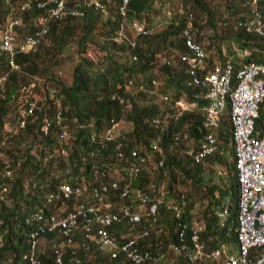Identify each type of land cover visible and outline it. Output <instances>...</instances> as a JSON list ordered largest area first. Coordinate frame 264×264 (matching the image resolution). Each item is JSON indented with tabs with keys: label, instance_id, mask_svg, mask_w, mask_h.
<instances>
[{
	"label": "trees",
	"instance_id": "16d2710c",
	"mask_svg": "<svg viewBox=\"0 0 264 264\" xmlns=\"http://www.w3.org/2000/svg\"><path fill=\"white\" fill-rule=\"evenodd\" d=\"M155 1L128 0L124 17L118 12L121 0L107 3L106 14L87 8L84 0H65L67 7L84 10L85 14L50 19L48 30L39 42L28 51L14 55V63L19 65V69H12L7 55L0 50V75L7 74L0 83V170L8 165L12 174L11 178L1 181L7 189L0 196V264H26L21 258L29 243L30 226L25 220L45 207L44 195L58 184L81 186L90 178L93 167L100 164L108 170L109 180H118V187L109 189L106 199L112 200L114 208L131 203L132 210L136 211L133 206L139 209L138 202L120 197L118 188L127 181L121 172L117 175L116 169L121 170L125 164L135 159L140 161V158L145 161L139 162L142 169L133 185L150 192L152 198L153 189L160 184H164L167 195L176 197L183 193L186 206L182 218L186 221H191L189 210L194 204L192 198L206 201L202 233L205 246L212 249L221 243H230L232 247L228 249H236L234 218L238 185L230 121L229 117L223 118L218 131L219 148L222 150L225 145L231 157L226 187L224 181H217L219 178L214 180L212 175L217 159L225 161L220 154L214 153L199 163L191 156L198 151L205 133L202 108L206 100L199 96L201 88L187 85V66L180 60V55L187 52L182 29L188 20L192 21V38L207 51L208 68L215 63L229 62L238 67L251 61H262L264 38L238 25L239 21L253 16L251 0H180L182 10L173 9L168 18L158 23L154 17ZM256 8L264 22V0H257ZM7 11L8 5L0 0V28ZM43 13L42 9L34 7L20 13L21 22L15 28L18 36L29 35L34 30L35 17ZM129 23L141 24L150 29L151 34L134 36L132 44L127 35L119 34L121 27ZM226 39L237 44L240 56L226 58L221 49L211 55L209 51H212L216 40ZM91 44L97 47L95 63H91L86 56ZM74 45L80 60L74 66L71 84L66 85L50 69L60 65L64 60V51ZM120 55H125L126 60L120 61L117 57ZM153 67H156L155 73L145 76ZM138 74L143 75L142 79L137 77ZM38 76H42L43 80L31 82ZM30 87L33 94L19 106L21 111L17 115L8 113L18 92ZM51 88L54 89L53 94L50 93ZM160 94L161 103L156 98ZM56 100L59 101L62 121L60 125L53 124L45 135L43 125L54 116ZM28 101H34L36 109L25 117V126L19 128L17 122L22 118ZM177 101L194 104L198 110H183L176 105ZM111 119L118 124H130V131L113 141L90 143L88 136L91 131L98 133L108 126ZM7 126H12V131H8ZM255 127L264 132V99L258 108ZM64 131L67 133L65 136L62 135ZM42 141L47 149L41 148ZM118 142L120 147H117ZM32 149L34 152L29 153ZM119 151L123 153L122 157ZM46 152L52 154L51 159L47 158L49 153L44 157ZM7 156L12 159L8 160ZM153 159L155 171L149 166ZM24 169L32 173L25 187ZM82 196L92 201L89 192ZM80 200L82 198L70 197L63 203L46 207L44 211L59 210L61 215ZM225 202L227 205H224ZM223 206L229 208V235L225 227L218 225L213 214L215 208ZM147 207L148 204H143L141 211L144 212ZM158 213L157 223L162 225L159 236L152 232L137 243L151 253V259L143 264H151L152 259H162L170 244L178 242L174 216L165 206H160ZM143 226V220L136 223L123 221L111 225L109 229L116 236L135 235ZM38 239L36 254L41 264H55L52 243L58 245L64 264H68L69 249L58 229L41 234ZM82 240L77 244L80 257L77 264H120L118 258L103 253L91 241L87 248H83ZM223 258L216 260L220 262L218 264H224ZM203 260L202 264L206 260L216 262L207 257ZM174 264L190 263L184 255H179Z\"/></svg>",
	"mask_w": 264,
	"mask_h": 264
},
{
	"label": "built area",
	"instance_id": "2783aa9c",
	"mask_svg": "<svg viewBox=\"0 0 264 264\" xmlns=\"http://www.w3.org/2000/svg\"><path fill=\"white\" fill-rule=\"evenodd\" d=\"M9 2V0H3ZM111 0H84L87 8L91 7L102 14H106L107 3ZM128 0H121L118 5V12L125 17ZM253 6V16L244 21H239L238 25L247 31H255L264 38V22L258 12L257 0H251ZM32 7L42 9L43 14L34 19V30L22 38L18 46L23 51H28L36 45L40 38L48 30L50 19H61L65 15L82 16L84 10L69 8L65 0H24L21 8L30 10ZM191 17V15H188ZM19 22L17 19L8 16L3 32L0 35V50L9 53L7 60L10 66L19 68L14 63L12 52L16 43L15 28ZM137 33L151 34L150 29L143 28L137 23L131 24ZM193 23L191 20L184 26V43L188 53L180 56L181 61L186 63L188 72V85H197L202 89L201 97L206 100L203 107L205 118L203 126L207 130L199 144L198 151L193 154V159L199 162L203 158L213 154L217 150V138L213 132L222 117V111L227 106L229 110V121L231 125V138L233 144L234 167L238 185L237 211L234 218L237 253L235 256L226 255L224 264H264V134L259 135L255 127V119L258 115L260 102L264 99V59L260 62L251 61L234 69L228 62L225 65L213 64L208 68L207 54L203 48L192 38ZM133 44V43H132ZM6 78L5 74L0 75V83ZM54 93V89H50ZM59 101L54 104L58 106ZM181 105V102H176ZM36 104L28 101L22 118L18 120L17 126H25V117L29 115ZM62 115L59 107L56 108L52 119L47 120L44 125V134L49 133L53 124L60 125ZM12 126L8 130L12 131ZM117 124L113 119L107 127L97 132L91 131L89 134L90 143L98 140L113 141L118 138L116 135ZM67 133H62L65 136ZM121 143L118 142L117 147ZM62 153V152H61ZM122 157L123 153L118 152ZM52 156L48 154L47 158ZM144 162V158H140ZM139 159L132 160L121 169L126 183L121 191V198H133L140 206L148 204L143 212L146 227L133 237H126L123 241H118L116 235L110 232L109 227L114 223L126 219L131 223L141 220V213H134L127 205L121 206L119 211L107 212L102 210L104 194L109 189H116V181L110 184L102 183L101 179L106 173L101 169L104 164L93 167L91 176L87 182L81 186L71 187L69 184H58L52 191L44 195L45 206L55 201H65L70 197L82 198L72 210L58 215L54 212L44 211L46 208H39L26 220L30 226L28 231L29 243L26 252L22 255L23 261L27 264H41L40 258L36 254V245L41 234L58 229L63 241L69 246V254L75 263L79 262L77 249L74 248L75 235L80 233L83 236L82 247H86L87 239L92 236V243L100 250H110L111 256L123 255V264H142L151 258L147 249H142L137 245V237L147 236L150 231H157V212L160 205L165 206L174 216L176 226L177 243L171 244L170 249L177 256L184 255L189 263L195 264L204 261L205 257L211 260L219 259L225 252L224 245H216L208 249L202 241L204 224L197 221H186L182 217L186 201L183 193L176 197L168 198L164 187L158 186L153 189V198L150 192L144 191L139 186H132L141 172ZM161 164V161L159 162ZM12 177L11 170L6 167L0 170V181ZM152 187V186H151ZM7 189L6 184L0 185V196ZM87 191L92 198L89 202L83 193ZM151 201L149 204L148 202ZM229 214L228 208L216 209L214 215L218 218L220 226L225 225V220ZM212 240V237H208ZM52 255L55 264H63L62 254L55 243H52ZM253 258H252V256Z\"/></svg>",
	"mask_w": 264,
	"mask_h": 264
},
{
	"label": "rangeland",
	"instance_id": "374dc122",
	"mask_svg": "<svg viewBox=\"0 0 264 264\" xmlns=\"http://www.w3.org/2000/svg\"><path fill=\"white\" fill-rule=\"evenodd\" d=\"M4 2L8 5V11H7V14H6V17H5V21H6V19H7L8 16H11V17L17 19L18 22H19V24H20V22H21V20H20V13H24V12L28 11V10H24V9L21 8V5L24 2V0H20L18 2H14V0H9V2H6V1H4ZM154 5L156 7V14H155L154 17H155V20L157 21V23L160 22V21H162L163 19L168 18L169 14H171L174 10H179V11L182 10L181 9V7H182V1H180V0H156L154 2ZM164 16H165V18H164ZM5 21H4V23H5ZM3 26H4V24H3ZM3 26H2V28H0V35L3 32ZM125 30H126L127 37L131 39L133 37V32L130 30V28L127 25L125 26ZM14 33L16 35V43H17V45L14 46V50L12 52L13 59H14V55L17 52H24L18 46V43L22 40V37H19L16 32H14ZM210 33H212V32H210ZM76 48L77 47L75 45L74 46H69L64 51V54H63L64 55L63 56L64 57V60L61 62V64L58 65L55 68H51L50 69V71L51 72H55L57 74V76L66 85H70L71 84L72 79H73V69H74V66L80 60V57L78 56V53L76 52ZM235 48H236V50H234ZM217 49H221V51L223 52V55L226 58H232V57L235 58L237 56H240V49H239V47L237 46V44L235 42H233L231 40H227V39L226 40H220V41L219 40H216V43L214 44V47L212 48V51H209L212 56L215 54V50H217ZM96 50H97L96 45H93V44L89 45L88 51L86 53V56H87V58L89 59V61L91 63H95ZM4 53L7 55V57L9 56V53H7V52H4ZM243 53H245V51H243ZM117 57L119 58L120 61L126 60L125 55H120V56H117ZM226 63H228V62H226ZM221 65H225V63L224 64H221ZM10 67L12 69H16V70L19 69V68H15V67H12V66H10ZM233 68L234 69H237V67H233ZM155 70H156V67L151 68L149 71L146 72L145 76H148V75H151L152 73H155ZM5 76H7L6 73H5ZM137 77L139 79H142L143 75L141 76L140 74H138ZM42 80H43L42 76H38V77L32 78L31 82H33V81H42ZM30 85H33V84H30ZM189 86L199 87L197 85H189ZM32 94H33V90H32L31 87L28 90H23L21 92H18V95H17L15 101L9 107L10 109H9V112L8 113L17 115L19 113V111H21V107H19V106L23 103V101L26 100V97H29ZM156 94L157 93L155 91V95ZM152 96H154V95H152ZM156 98H157V100H158L159 103H161L163 101L161 94L158 95ZM181 103H182V106L181 105H179V106L183 110H189V109H196V110H198V108L196 107V105L194 106V104L190 105L186 101H183V102L181 101ZM57 107H59V104H58V106L56 105V108ZM203 112H204V110H203ZM203 114H204L203 115V120H204V118H205V112ZM203 120H202V127L205 129V127L203 126ZM116 124H117L116 135H118V136L121 135V134H123V133H125V132H129L130 129H131L130 124H128L126 122H122V123H119V124L116 123ZM229 127H230V130H231V125H229ZM7 130H8V126H7ZM213 130H214L213 132L216 135L217 142H219V139H218V130H216V129H213ZM206 131L207 130L205 129V132ZM26 144L27 143L25 142L24 145H26ZM40 146H41V148H46L47 149V147H44L43 141H42V143H41ZM221 148H222V150H220V151H221L222 154H220V155L225 159V161L223 163V160H222V162H220V160L217 159L216 164L213 167L214 168V172H213L212 175H213V179L214 180H216V179L219 178L217 181H219V182H220V180L224 181L226 183V187H227L228 186V183H229V177H228V171L227 170H228L229 165H230L231 157H230V154H229V151H228L229 148L226 149V146L225 145H223ZM30 152H34L33 149L31 151L29 150V153ZM47 153H50V152H46L44 154V157H45V155H47ZM51 158H48V159H51ZM7 159L8 160H11L12 158H11V156H7ZM149 166H150V168L153 171H155V169L153 168V167H155V159L152 160V162L149 164ZM101 169H103V171L106 173V176L103 179H101L102 183H108V184H110L112 181H116L117 187H118V180H117V178H114L112 180H109L108 179L109 178L108 170L106 169L105 165L102 166ZM141 169H142V167H141ZM120 172H121V170L116 169L117 175H119ZM23 173H24V176H25V183H24V187H25L27 185L28 180H29L28 178H29V176L32 173L29 172L27 169H24L23 170ZM132 183H131V185L132 186H135ZM165 184H166V182H165ZM161 185L164 186V184H160V186ZM74 187H76V186H74ZM123 187H124V185H122L120 188H118L119 195L121 194V191H122ZM84 193H88V192L85 191ZM168 197H171L172 198V197H174V195H168ZM126 199L131 200V198H126ZM226 199H228V195H226ZM192 200L194 201V204H193V206L189 210L190 211L191 221H197V222H200V223L203 224L204 223V218H203L204 212L203 211L205 209L204 206H205L206 201H203L202 199L201 200L200 199L196 200L195 198H192ZM202 202H204V204H202ZM111 203H113L112 200L110 198H109V200H107L106 199V193H105L104 194L103 206L106 207V209H104L102 207V210L107 211V212H113V211H119L120 210L121 206H118V208H114L113 204H111ZM126 205L130 207L131 206V203H126ZM224 205H227V203L225 202ZM209 214L211 215L212 213L210 212ZM210 215H209V217H210ZM227 219H228V217H227ZM141 220H143V222H144V226L142 228L146 227L147 222L144 219H141ZM123 221H127L128 223H130L126 219H122L120 222L122 223ZM159 223L160 222L157 223V231H159V232L158 233L153 232V234L158 235V236H159V234L161 233V230H162V225L159 224ZM52 231H54V230H52ZM228 235H229V233H228ZM144 237H146V236L137 237L136 238L137 243H138L139 239H142ZM117 238H118V241L121 242V241L125 240L126 237L124 235H121V236H117ZM91 239L92 238L87 239V244H88L89 241H91V243H92V240ZM80 240L81 239H80L79 236L76 237V241H75V243L73 245L74 248L77 249V247H78L77 244L80 242ZM87 244H86V247L85 248H87ZM227 245H228V247H232L231 246L232 244H230V243H228ZM227 245L225 246V248L227 247ZM57 247H58V245H57ZM67 247L69 249V246H67ZM169 249H170V246H169ZM169 249L167 250L166 255L162 259H152L151 264H174V262L176 261L177 256L173 253V251H171ZM231 250L232 249H227L228 252H226V253H228V254L229 253H232V254L236 255L235 248L232 251ZM100 251H102L103 253L109 254L110 257H112L111 256V253H110V250L107 249V250H100ZM25 252L26 251H24L22 254H24ZM112 258H118L120 264H123V262H122L123 255L122 254H118V256L112 257ZM218 260H220V259H218ZM147 261H149V260H147ZM67 263L68 264H73V262L71 260L70 261H67ZM218 263H220V262L216 261V262L212 263V262H209L208 260H206L203 264H218ZM101 264H103V263H101Z\"/></svg>",
	"mask_w": 264,
	"mask_h": 264
},
{
	"label": "clouds",
	"instance_id": "9594fccd",
	"mask_svg": "<svg viewBox=\"0 0 264 264\" xmlns=\"http://www.w3.org/2000/svg\"><path fill=\"white\" fill-rule=\"evenodd\" d=\"M140 26H142L141 24H139ZM162 25V24H161ZM125 26L126 25H123L122 27H121V29L119 30V34H121V35H123V36H126L127 34H126V30H125ZM129 28H130V30L133 32V37L130 39L131 40V42L133 43V38H134V36H136V35H142L141 33H137L136 32V30L135 29H133L132 28V26H131V24L129 23L128 25H127ZM143 27V26H142ZM144 28V27H143ZM146 29H148V28H146ZM127 37V36H126ZM128 38V37H127ZM134 44V43H133ZM187 48V47H186ZM204 50V49H203ZM205 51V50H204ZM206 52V51H205ZM186 53H188V50H187V52ZM186 53H182V54H186ZM181 54V55H182ZM206 54H207V57H208V53L206 52ZM180 55V56H181ZM181 60V59H180ZM183 62V61H182ZM186 64V63H185ZM187 70V69H186ZM188 73V72H187ZM188 79H189V77H188ZM188 85V84H187ZM141 88H142V86H140ZM199 96H201L200 94H199ZM164 98H166V96H163ZM203 98V97H202ZM177 102H181V101H177ZM226 108V107H225ZM225 108H224V110H225ZM224 110L222 111L223 113H222V117H221V119H220V121H219V124H218V126L215 128L216 130H218L219 131V127H220V123H221V120L223 119V115H224ZM229 117V110H228V113H227V118ZM205 135V134H204ZM204 135H203V137H204ZM203 137H202V139H203ZM88 138H89V136H88ZM90 142V141H89ZM201 142V141H200ZM200 142H199V144H200ZM232 146H233V144H232ZM198 148H199V146H198ZM221 149L219 148V142H217V150H216V152H214V153H218V154H222L221 153V151H220ZM197 152V151H196ZM195 152H193V153H191V156H192V159H193V154H194ZM213 153V154H214ZM63 154V153H62ZM212 155V154H211ZM210 156V155H209ZM208 157V156H207ZM207 157H205V158H203L202 160H204V159H206ZM233 158H234V154H233ZM194 160V159H193ZM202 160H200L199 162H201ZM195 161V160H194ZM196 162V161H195ZM199 162H197V163H199ZM234 164V163H233ZM6 167H8V165L6 166ZM6 167H4V168H6ZM234 169H235V167H234ZM235 176H236V172H235ZM5 180V179H4ZM4 180L2 179L1 181H3L4 182ZM0 181V183L2 184V182ZM236 181H237V179H236ZM136 186V185H135ZM52 191V190H51ZM180 194V193H179ZM168 196V195H167ZM65 201H67V200H65ZM65 201H55V202H53V203H51V204H49V205H46L44 208H46V207H48V206H50V205H52V204H55V203H59V202H61V203H63V202H65ZM81 201V200H80ZM131 201H134V202H136L133 198H131ZM185 201H186V199H185ZM78 202H76V204H77ZM139 204V203H138ZM123 205H126V204H123ZM123 205H121V206H123ZM75 206V205H74ZM74 206L72 207V208H69V210H72L73 208H74ZM160 206H163V205H160ZM186 206V205H185ZM140 207H142V206H140L139 205V209L138 208H136L135 206H133V208L136 210V211H134V210H132V206H130V210L132 211V212H134V213H141V219H143L144 218V216H143V211H141V209L142 208H140ZM224 207V206H223ZM222 207V208H223ZM47 209V208H46ZM159 209V208H158ZM216 209H221V208H215L214 209V211L216 210ZM229 209V208H228ZM69 210H67V211H69ZM66 211V212H67ZM53 212L55 213V214H58L59 213V210H53ZM213 214H214V212H213ZM58 215H60V214H58ZM158 215H159V213L157 212V217H158ZM216 217V216H215ZM228 218H229V214H228V216H227ZM217 218V217H216ZM217 220H218V218H217ZM117 223H120L121 224V222H117ZM131 223V222H130ZM134 223H136V222H134ZM114 224H116V223H114ZM218 225L220 226V224H219V220H218ZM220 227H225V229H226V232L228 233L229 232V230H230V226H229V222H228V219H226L225 220V225H223V226H220ZM143 228H141L139 231H141ZM138 231V232H139ZM236 231V230H235ZM137 232V233H138ZM152 232H156V231H150L149 232V234L150 233H152ZM136 233V234H137ZM156 233H158V232H156ZM92 234H93V232L91 233V236H92ZM135 234V235H136ZM148 234V235H149ZM82 235V234H81ZM80 235V233H77L76 235H75V241H76V237H80V239L82 238L83 239V236H81ZM122 235H124L125 237H133V236H135V235H128V234H122ZM147 235V236H148ZM212 237V236H211ZM75 241H74V243H75ZM236 242H237V240H236ZM220 245V244H219ZM221 245H224V248H225V246H226V244H224V243H221ZM139 247V246H138ZM83 248H85V247H83ZM229 247H228V245H227V247L225 248V252L222 254V256L221 257H225L226 255H232V256H235L234 254H232V253H226V252H228L227 251V249H228ZM171 250V249H170ZM235 251H236V253H237V244H236V249H235ZM62 254V253H61ZM77 254H78V252H77ZM151 254V253H150ZM23 255V254H22ZM70 255V254H69ZM177 256V255H176ZM78 257H79V254H78ZM220 257V258H221ZM21 258H22V256H21ZM219 258V259H220ZM79 259H80V257H79ZM151 259V258H150ZM149 259V260H150ZM23 260V259H22ZM62 260H63V264H64V259H63V257H62ZM70 260L72 261V262H74L73 261V259H72V257H71V255H70ZM218 260V259H217ZM223 260H224V258H223ZM187 261V260H186ZM213 261H216V260H213ZM79 262H80V260H79ZM78 262V263H79ZM188 262V261H187ZM202 262L203 261H201L199 264H202ZM24 263H26L25 261H24ZM75 263V262H74ZM189 263V262H188ZM27 264V263H26ZM77 264V263H76ZM190 264H192V263H190Z\"/></svg>",
	"mask_w": 264,
	"mask_h": 264
},
{
	"label": "crops",
	"instance_id": "0c3cea01",
	"mask_svg": "<svg viewBox=\"0 0 264 264\" xmlns=\"http://www.w3.org/2000/svg\"><path fill=\"white\" fill-rule=\"evenodd\" d=\"M227 113H228V108L226 107L225 110H224L223 118H227ZM219 128H220V127H219ZM258 131H259V130H258ZM263 134H264V132L261 133V132L259 131V135H263Z\"/></svg>",
	"mask_w": 264,
	"mask_h": 264
},
{
	"label": "bare ground",
	"instance_id": "6f19581e",
	"mask_svg": "<svg viewBox=\"0 0 264 264\" xmlns=\"http://www.w3.org/2000/svg\"><path fill=\"white\" fill-rule=\"evenodd\" d=\"M169 198H171V197H169ZM224 208H228V206H225ZM183 215V214H182Z\"/></svg>",
	"mask_w": 264,
	"mask_h": 264
}]
</instances>
